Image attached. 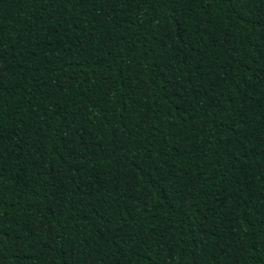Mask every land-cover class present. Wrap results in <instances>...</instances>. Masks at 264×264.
Here are the masks:
<instances>
[{
  "label": "trees",
  "instance_id": "16d2710c",
  "mask_svg": "<svg viewBox=\"0 0 264 264\" xmlns=\"http://www.w3.org/2000/svg\"><path fill=\"white\" fill-rule=\"evenodd\" d=\"M0 264H264V0H0Z\"/></svg>",
  "mask_w": 264,
  "mask_h": 264
}]
</instances>
